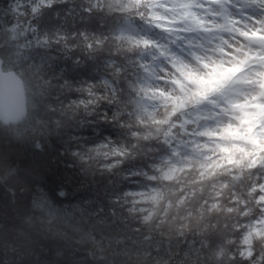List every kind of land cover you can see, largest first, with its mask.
<instances>
[{
  "label": "clouds",
  "instance_id": "1",
  "mask_svg": "<svg viewBox=\"0 0 264 264\" xmlns=\"http://www.w3.org/2000/svg\"><path fill=\"white\" fill-rule=\"evenodd\" d=\"M0 98V264H264V0H0Z\"/></svg>",
  "mask_w": 264,
  "mask_h": 264
},
{
  "label": "trees",
  "instance_id": "2",
  "mask_svg": "<svg viewBox=\"0 0 264 264\" xmlns=\"http://www.w3.org/2000/svg\"><path fill=\"white\" fill-rule=\"evenodd\" d=\"M9 159H10V162L13 164H15L19 160L20 165L22 167H26V168L32 167V162L27 160V158L24 155L23 150L20 148H16L10 154ZM40 183L42 184L44 188L51 190L52 188L55 187L56 182H55L54 177H50L47 180L40 181ZM57 200L59 201V198H57ZM0 214H3V215H0V219H4L6 223L14 224L17 226H22V221L21 219L17 217L16 211L13 210V206L9 205L7 209L0 208Z\"/></svg>",
  "mask_w": 264,
  "mask_h": 264
},
{
  "label": "water",
  "instance_id": "3",
  "mask_svg": "<svg viewBox=\"0 0 264 264\" xmlns=\"http://www.w3.org/2000/svg\"><path fill=\"white\" fill-rule=\"evenodd\" d=\"M3 103V100H2V98H0V104H2Z\"/></svg>",
  "mask_w": 264,
  "mask_h": 264
}]
</instances>
